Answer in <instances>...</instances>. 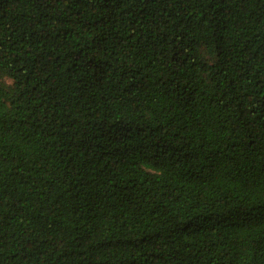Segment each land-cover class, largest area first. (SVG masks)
Here are the masks:
<instances>
[{"label":"trees","instance_id":"obj_1","mask_svg":"<svg viewBox=\"0 0 264 264\" xmlns=\"http://www.w3.org/2000/svg\"><path fill=\"white\" fill-rule=\"evenodd\" d=\"M0 264H264V0H0Z\"/></svg>","mask_w":264,"mask_h":264}]
</instances>
